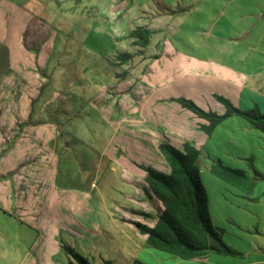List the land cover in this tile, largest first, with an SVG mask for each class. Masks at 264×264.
Listing matches in <instances>:
<instances>
[{"label":"rangeland","instance_id":"374dc122","mask_svg":"<svg viewBox=\"0 0 264 264\" xmlns=\"http://www.w3.org/2000/svg\"><path fill=\"white\" fill-rule=\"evenodd\" d=\"M162 1L164 11L155 0H0V264H78L72 253L90 264H169L172 254L156 257L136 223L154 224L142 215L154 208L140 165L169 172L159 147L170 131L165 117H177L147 108L166 94L221 114L200 88L222 95L239 84L264 113L255 17L223 19L227 0ZM138 28L156 31L149 45L134 44ZM188 59L193 67L177 68ZM176 106L168 99L155 107ZM244 123L231 116L210 137L196 129L190 140L201 150L213 228L255 257L264 255V135ZM117 126H130L131 144ZM218 160L246 172L248 194L211 173ZM196 261L239 257L210 252Z\"/></svg>","mask_w":264,"mask_h":264},{"label":"trees","instance_id":"16d2710c","mask_svg":"<svg viewBox=\"0 0 264 264\" xmlns=\"http://www.w3.org/2000/svg\"><path fill=\"white\" fill-rule=\"evenodd\" d=\"M156 2L162 11L168 7L164 2L160 3L158 0ZM154 32L156 31L149 28L136 29L133 31L136 39L134 44L149 45ZM122 57L127 59L129 56ZM212 96L220 102L225 112L220 114L213 109L200 108L193 100L183 97L172 100L191 112L198 120L199 118L208 120L207 125L201 121L197 125L198 130L205 131L203 134L206 137H210L215 127L231 116L242 118L245 121L244 129H253L264 135V113L260 112L258 107L243 110L223 96L217 94ZM159 149L167 163L168 173L140 165L145 173L142 191L154 208V214H142L144 218L154 222L152 226L136 223L141 234L146 235L147 244L182 260L200 259L210 252L222 255L238 254L237 250L223 242L222 235L211 224L208 197L202 185L198 166L201 150L193 142H184L180 148H176L168 140L162 141ZM210 171L220 180L235 186L245 194L252 189L253 184L248 181L243 170L232 169L218 160L211 165ZM255 173L258 175L257 171ZM72 255L78 264H90L77 253ZM134 264L142 263L135 261Z\"/></svg>","mask_w":264,"mask_h":264},{"label":"crops","instance_id":"0c3cea01","mask_svg":"<svg viewBox=\"0 0 264 264\" xmlns=\"http://www.w3.org/2000/svg\"><path fill=\"white\" fill-rule=\"evenodd\" d=\"M158 1L160 3H163L162 0L161 1L158 0ZM238 1H239L240 4L237 5V6H233V5L236 4L237 0H227V5L222 10V13H221L222 18L226 19L227 16L234 17L236 15H241V14L244 15V16L250 17V18H254L255 17L253 22H252V24H251V28L254 27V26H259L261 24L262 29H261V32H260V42L257 45L258 46L257 47V51H258V53H261L260 57L264 58V0H238ZM155 2H156V0H155ZM249 6L253 7L254 10H253V8L249 9ZM248 33L249 34L251 33V29L248 31ZM170 51H171V49H170ZM250 52H252V49L250 50ZM165 54L167 55V52ZM176 65H177L178 69L179 68L181 69L182 66L185 67V65L193 67L194 63L190 59H188L186 62H184V64L181 63V64H176ZM17 84H18V80H17ZM202 85H203L202 83L198 82V86H202ZM240 87L241 86L239 84H232V90L231 91H229V90L227 92H223V91H220V90L219 91L222 93L223 97L229 99L233 103L234 106H236L238 108L243 107V108H240V109L246 110V109H249L250 106L247 103V101L245 100V97L241 94ZM17 88H18V86H17ZM218 89L217 88L204 87V86L202 88H200V90L202 92H204L203 98H206V95L210 96L211 94L212 95L216 94V93H213V90H218ZM18 95L21 96L22 98H24V93H22V94L18 93ZM222 95H220V96H222ZM169 96L170 95L159 94L158 96H156V98H157V100L159 102L168 101V99L172 100L173 98L175 99V98H178V97L182 98V96H177V95H175L177 97H169ZM241 96H242V98H241ZM157 102L151 103V105H150L151 107L147 108V111L160 112V113H163L165 115L175 113V116L177 117V118L173 119V121L171 119H168V118L165 117V119H166L165 120V125H166L165 128H167L170 131L168 133L167 132L166 133H162L161 141L168 140L174 146H180L184 142H193V144L198 148L197 143L192 141V140H190V139H192V135L194 134L193 130L198 129L197 125L200 123V120H198L188 110H186L184 108H181V107H178V106H176L175 109H172V108H169V107H166L165 109H160V108L157 109L155 107ZM207 108L208 109H213V107H209V106L204 107V109H207ZM215 111L218 112L219 109H217ZM185 122H187L188 124L185 123ZM175 123L179 124V127H178L179 130H177V128L174 127ZM189 124H191L192 127H190ZM168 125L169 126L171 125V128H168L167 127ZM110 129H113V128H110ZM114 129H115V131H113V132L115 134L117 133L116 135H118V133L121 131L122 132V136H124V135L126 136L124 138H121V141H123V140L127 141L128 144L132 143L131 139L134 137V134H133L134 132L132 133L130 131V126H128L125 130L119 128V126L114 127ZM135 136L138 139V138L143 136V133L135 131ZM203 141L204 140L201 139V142H203ZM139 146H141L142 148L146 147V146H142V145H139ZM160 159L162 160L164 166L168 169L167 163H166V161L164 159V156L162 154L160 155ZM128 160L132 164L131 168H134V166L136 165V162H135L136 160H133V159H130V158H128ZM140 161H137V162H140ZM149 248L151 250H154L152 252L156 255V257L164 256V255H160V254L156 253V252L162 253V251L155 250L154 248H151V247H149ZM237 252H238V254H236V255H230L232 257H239V262L236 263V264H264V255H257L255 257H250V256H248V254H245L242 250H240V251L237 250ZM246 255L248 256V258H247ZM166 259H168L170 261L169 264H203V263H201V261H196V260H199V259L182 260L181 258H178V257L173 256V255L166 257Z\"/></svg>","mask_w":264,"mask_h":264}]
</instances>
